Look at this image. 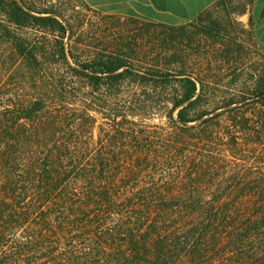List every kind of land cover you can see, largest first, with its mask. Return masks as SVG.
<instances>
[{
  "label": "trees",
  "instance_id": "16d2710c",
  "mask_svg": "<svg viewBox=\"0 0 264 264\" xmlns=\"http://www.w3.org/2000/svg\"><path fill=\"white\" fill-rule=\"evenodd\" d=\"M0 10L66 33L55 10ZM204 83L116 52L0 56V264H264V114L209 107Z\"/></svg>",
  "mask_w": 264,
  "mask_h": 264
},
{
  "label": "rangeland",
  "instance_id": "374dc122",
  "mask_svg": "<svg viewBox=\"0 0 264 264\" xmlns=\"http://www.w3.org/2000/svg\"><path fill=\"white\" fill-rule=\"evenodd\" d=\"M25 1L35 10L57 11L66 33L36 24H12L0 10V56H41L45 60L70 56L71 62L78 64L116 52L127 57L142 75L185 70L201 77L205 91L212 96L208 103L211 108L232 97H246V118L256 123L264 114V107L253 97L264 86V51L242 20L247 0H221L198 19L173 27L100 13L84 0ZM140 84V78L132 79L125 90L134 92ZM171 92L168 89L165 96L168 98ZM162 104L169 106L172 101ZM224 119L227 123L230 112ZM158 121L157 116L146 120L150 124ZM175 264L194 263L183 257Z\"/></svg>",
  "mask_w": 264,
  "mask_h": 264
},
{
  "label": "crops",
  "instance_id": "0c3cea01",
  "mask_svg": "<svg viewBox=\"0 0 264 264\" xmlns=\"http://www.w3.org/2000/svg\"><path fill=\"white\" fill-rule=\"evenodd\" d=\"M221 0H84L97 12L131 16L153 23L178 26L198 19ZM245 27L251 30L264 51V0H247L242 13Z\"/></svg>",
  "mask_w": 264,
  "mask_h": 264
}]
</instances>
